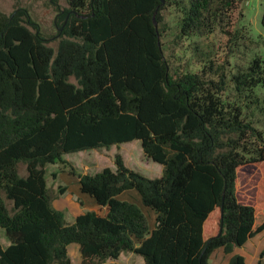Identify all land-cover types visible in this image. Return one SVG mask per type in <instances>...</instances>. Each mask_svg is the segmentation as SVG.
<instances>
[{
    "label": "trees",
    "instance_id": "16d2710c",
    "mask_svg": "<svg viewBox=\"0 0 264 264\" xmlns=\"http://www.w3.org/2000/svg\"><path fill=\"white\" fill-rule=\"evenodd\" d=\"M64 1L55 47L26 9L0 11V230L9 243L0 264H72L71 244L79 264H118L110 261L127 253L144 264H210L218 249L226 264H245L234 251L264 231V60L233 73L209 61L179 75L160 42L169 7L180 37L219 33L230 52L242 0ZM133 141L162 175L145 178L119 155L114 171L69 167L107 213L85 211L66 225L46 167ZM128 191L155 215L152 229L136 203L117 198ZM216 215L217 233L205 238Z\"/></svg>",
    "mask_w": 264,
    "mask_h": 264
},
{
    "label": "rangeland",
    "instance_id": "374dc122",
    "mask_svg": "<svg viewBox=\"0 0 264 264\" xmlns=\"http://www.w3.org/2000/svg\"><path fill=\"white\" fill-rule=\"evenodd\" d=\"M57 6L66 7L64 0H58V4L53 0H0V11L6 15H10L17 8L26 9L32 21L38 26L40 32L47 39L50 46L55 47L57 43V26L56 17L58 15ZM242 18L236 28L241 32L240 42L236 47L229 49L224 47V38L219 33L208 36H179V15L172 8L166 7L162 11L164 34L160 42L163 48V55L171 69L176 74H184L186 72L198 73L201 68L209 61L215 65L223 64L227 73H233L237 68H245L249 62L260 57L264 60V29L260 24L261 16L264 12V0H242L240 4ZM239 36V34H238ZM264 96V89L259 92ZM256 121H262L261 116L255 113ZM260 127L261 124L254 123ZM259 129V128H258ZM119 155L124 165L148 179H156L162 175V167L148 160L142 153L140 142L133 141L130 143L112 146L109 149H100L97 151H85L75 154L63 156L65 164L48 165L46 167L45 180L46 186L50 190V194L54 201V206L58 203L66 204L67 195L57 194L58 187H64L63 179H57V175L61 172H68L69 167H73L77 173L94 175L104 168L115 170L114 157ZM69 173V172H68ZM52 174L56 177L53 178ZM72 198L76 194H70ZM129 198V194H123ZM62 211L64 213V222L70 225L74 222V215L79 212L77 206H66ZM148 218L149 228L152 229L155 221V215L148 209H145ZM218 216L207 223L205 229V238L214 235L218 230ZM259 235V234H258ZM257 236V235H256ZM254 236L248 240L243 246L238 247L233 254L242 255L247 264L252 263V255L259 246L258 238ZM260 242L264 245V236H261ZM0 244L6 247L9 243L0 230ZM257 256L258 264L260 253L264 250L260 248ZM68 256L72 264H79L80 255L76 244H71L67 249ZM230 255L223 254L218 249L210 255L212 264H222V260L227 263ZM264 264V256L261 259ZM109 262V261H108ZM111 263L118 264H144L143 259L133 253L122 254L120 258Z\"/></svg>",
    "mask_w": 264,
    "mask_h": 264
},
{
    "label": "crops",
    "instance_id": "0c3cea01",
    "mask_svg": "<svg viewBox=\"0 0 264 264\" xmlns=\"http://www.w3.org/2000/svg\"><path fill=\"white\" fill-rule=\"evenodd\" d=\"M60 178L63 179L65 182V184H63V186L66 189L65 194L67 195V198L65 199L66 204H63V202H62V203H58L56 206H54V201H52V206L55 210L63 211L64 210L63 208L66 206L72 207V209H74L77 206V208H79V212H77L73 216L74 219L77 216L84 213L85 211H93L102 217L106 215L107 208H103V207L98 206L96 204V202L90 196H88L86 194H82L80 192L79 180L76 176L71 175L68 172H61L60 174L57 175V179H60ZM71 193L76 194L74 196V198H72V196L70 195ZM127 193L129 194V198L126 197L125 195H123V194H127ZM117 198L121 201H128V202L136 203L145 213L144 208L141 207L140 198L136 192L128 191V192L122 193ZM261 236H264V231L256 236V238H258V242H259L258 246L259 247L257 249H255L254 255H252L253 258H252L251 264H254V262L257 261V256H258L259 252L261 251L260 248L261 249L264 248V245L261 244L260 239H259V238H261ZM210 264H212V263L210 262ZM222 264H224V260H222ZM225 264H226V262H225ZM245 264H247L246 260H245Z\"/></svg>",
    "mask_w": 264,
    "mask_h": 264
},
{
    "label": "water",
    "instance_id": "95a60500",
    "mask_svg": "<svg viewBox=\"0 0 264 264\" xmlns=\"http://www.w3.org/2000/svg\"><path fill=\"white\" fill-rule=\"evenodd\" d=\"M153 22H154V27L156 28V23H155V21H154V19H153ZM221 233V227H220V230H219V234ZM218 234V235H219Z\"/></svg>",
    "mask_w": 264,
    "mask_h": 264
}]
</instances>
